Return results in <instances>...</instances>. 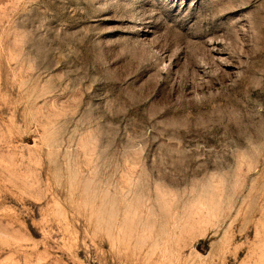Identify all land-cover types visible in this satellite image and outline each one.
<instances>
[{
	"label": "rangeland",
	"instance_id": "rangeland-1",
	"mask_svg": "<svg viewBox=\"0 0 264 264\" xmlns=\"http://www.w3.org/2000/svg\"><path fill=\"white\" fill-rule=\"evenodd\" d=\"M0 264H264V0H0Z\"/></svg>",
	"mask_w": 264,
	"mask_h": 264
}]
</instances>
